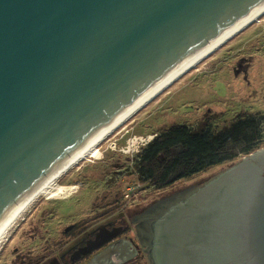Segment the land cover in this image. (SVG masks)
Here are the masks:
<instances>
[{"label":"water","instance_id":"obj_1","mask_svg":"<svg viewBox=\"0 0 264 264\" xmlns=\"http://www.w3.org/2000/svg\"><path fill=\"white\" fill-rule=\"evenodd\" d=\"M264 0H0V225ZM155 264H264V147L152 223Z\"/></svg>","mask_w":264,"mask_h":264},{"label":"rangeland","instance_id":"obj_2","mask_svg":"<svg viewBox=\"0 0 264 264\" xmlns=\"http://www.w3.org/2000/svg\"><path fill=\"white\" fill-rule=\"evenodd\" d=\"M263 16L134 114L101 142L88 159L71 168L34 201L0 246V264L11 263L14 248L21 253L30 251L33 258L52 252L65 240L62 231L70 223H91L96 215L128 206L133 217L157 203L162 205L202 186L240 160L201 171L170 188L141 186L131 158L154 132L173 124L218 130L238 116H253L259 118L264 138Z\"/></svg>","mask_w":264,"mask_h":264},{"label":"trees","instance_id":"obj_3","mask_svg":"<svg viewBox=\"0 0 264 264\" xmlns=\"http://www.w3.org/2000/svg\"><path fill=\"white\" fill-rule=\"evenodd\" d=\"M262 144L264 138L260 121L253 116H238L229 125L218 130L173 124L154 132L153 137L137 150L131 158L132 169L141 186L162 190L216 165L237 161L261 148ZM198 188L196 186L163 202L155 219ZM151 219L147 221L148 236L152 233L149 227Z\"/></svg>","mask_w":264,"mask_h":264},{"label":"flooded vegetation","instance_id":"obj_4","mask_svg":"<svg viewBox=\"0 0 264 264\" xmlns=\"http://www.w3.org/2000/svg\"><path fill=\"white\" fill-rule=\"evenodd\" d=\"M128 208L96 215L91 223L66 225L62 231L65 240L52 252L42 253L37 258H33L30 251L21 253L14 248L16 252L10 264H155L150 255L152 223L161 216L155 219L162 205L157 203L133 217ZM150 218L152 233L148 236ZM67 229L70 230L65 231ZM33 235L35 232L30 238Z\"/></svg>","mask_w":264,"mask_h":264},{"label":"bare ground","instance_id":"obj_5","mask_svg":"<svg viewBox=\"0 0 264 264\" xmlns=\"http://www.w3.org/2000/svg\"><path fill=\"white\" fill-rule=\"evenodd\" d=\"M264 15V5L259 7L256 11L252 12L250 16L244 20L238 22L232 29L224 32L216 41L210 43L199 53L195 54L188 62L174 72H171L169 77L162 83L155 86L145 96L139 98L134 104L130 105L115 119L111 120L108 125L98 130L91 138L82 144V146L75 151L68 159L53 173L46 176L45 181L27 198L15 203L16 207L7 216L5 221L0 225V246L6 241L10 231L17 225L18 221L21 220L24 214L27 212L29 207L39 197L45 195L50 189L54 187L56 181L59 180L62 175L66 174L71 168L78 165L83 160L88 159L90 155L101 145L105 139H107L115 130L121 127L127 122L134 114L143 109L146 105L157 98L165 89L172 85L175 81L189 72L192 68L196 67L201 61L210 56L218 48L228 42L230 39L235 37L241 31L245 30L254 22H257L259 18ZM264 17V16H263ZM101 143V144H100ZM72 170V169H71ZM67 175V174H66Z\"/></svg>","mask_w":264,"mask_h":264}]
</instances>
